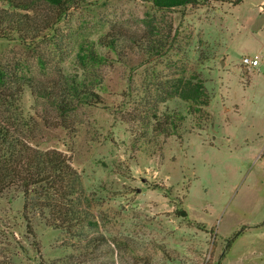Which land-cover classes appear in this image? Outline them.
<instances>
[{
  "label": "rangeland",
  "instance_id": "rangeland-1",
  "mask_svg": "<svg viewBox=\"0 0 264 264\" xmlns=\"http://www.w3.org/2000/svg\"><path fill=\"white\" fill-rule=\"evenodd\" d=\"M263 1L234 5L225 0L164 13L144 0H88L74 7L62 25L63 43H47L38 53L0 41V66L45 79L79 62L82 47L98 50L99 40L111 29L132 35L151 24L168 25L177 31L170 66L188 75L199 73L206 81L213 96L210 126L200 129L189 117L184 140L168 138L154 158L131 151L132 126L122 121L118 107L132 73L120 63L102 69L112 92L104 95L111 109L81 107L69 116L76 134L57 129V115L25 92L23 109L52 128L41 148L69 151L97 200L95 212L102 219L94 235L133 242L150 264H264ZM254 55L262 61L260 77L243 63ZM147 68L141 67L134 79L148 73ZM168 105L186 108L180 101ZM11 116V110L0 106V118ZM23 207L19 191L0 196V264H105L118 259L134 264L131 253L113 256L106 241L96 258L84 256L85 250L69 248L66 233L37 214L26 225L20 218Z\"/></svg>",
  "mask_w": 264,
  "mask_h": 264
},
{
  "label": "trees",
  "instance_id": "trees-1",
  "mask_svg": "<svg viewBox=\"0 0 264 264\" xmlns=\"http://www.w3.org/2000/svg\"><path fill=\"white\" fill-rule=\"evenodd\" d=\"M87 1L0 0V41L16 42L38 53L47 43H63L62 25L74 7ZM144 1L165 13L225 0ZM176 33L173 26L158 24L132 35L111 29L99 40L98 50L82 47L79 62L45 79L28 76L8 65L0 66V106L12 111L9 119L0 118V196L11 190L23 195L24 212L20 218L26 225L32 223L31 214L35 213L49 227L66 233L69 248L85 250L84 256L96 258L99 245L106 241L115 252L113 256L123 251L134 255V264H150L146 262L148 257L137 254L133 242L94 235L102 218L95 212L97 200L87 191L74 157L69 151L41 148L52 128L27 113L21 101L28 92L57 115V129L76 134L69 116L81 107L107 106L104 95L112 92L102 69L118 62L132 73L119 94L123 101L118 107L123 111L122 121L132 126L131 151L154 158L163 152L168 138L184 140L189 117L200 129L212 123L209 106L213 96L206 81L199 73L188 75L185 69L170 66L169 56L175 47L171 42ZM161 65L164 70H160ZM141 67L151 68L135 80ZM172 101L183 102L186 108H170ZM121 260L105 264H123Z\"/></svg>",
  "mask_w": 264,
  "mask_h": 264
},
{
  "label": "crops",
  "instance_id": "crops-1",
  "mask_svg": "<svg viewBox=\"0 0 264 264\" xmlns=\"http://www.w3.org/2000/svg\"><path fill=\"white\" fill-rule=\"evenodd\" d=\"M260 8L261 9H264V1H263V3H262V5L260 6ZM261 32H264V25H262V27H261ZM259 46H260V50H262V51H264V40H259ZM254 56H259V55H254ZM259 58H260V56H259ZM261 63H262V61H261V58H260V63H259V65L258 66H256V67H254V68H248V70L249 71H254L255 73L257 72V74L259 75V77H260V75H261V71H260V66H261ZM261 77H263L264 78V73H263V75H261ZM264 84V83H263Z\"/></svg>",
  "mask_w": 264,
  "mask_h": 264
},
{
  "label": "built area",
  "instance_id": "built-area-1",
  "mask_svg": "<svg viewBox=\"0 0 264 264\" xmlns=\"http://www.w3.org/2000/svg\"><path fill=\"white\" fill-rule=\"evenodd\" d=\"M243 63L248 68H251V67L254 68V67L259 65L260 58H259V56L245 57L243 60Z\"/></svg>",
  "mask_w": 264,
  "mask_h": 264
},
{
  "label": "water",
  "instance_id": "water-1",
  "mask_svg": "<svg viewBox=\"0 0 264 264\" xmlns=\"http://www.w3.org/2000/svg\"><path fill=\"white\" fill-rule=\"evenodd\" d=\"M185 213V212H184Z\"/></svg>",
  "mask_w": 264,
  "mask_h": 264
}]
</instances>
